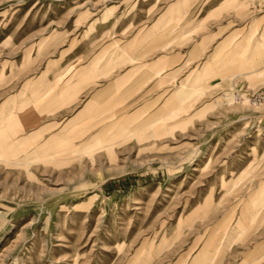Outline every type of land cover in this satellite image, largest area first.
Masks as SVG:
<instances>
[{"label": "rangeland", "instance_id": "1", "mask_svg": "<svg viewBox=\"0 0 264 264\" xmlns=\"http://www.w3.org/2000/svg\"><path fill=\"white\" fill-rule=\"evenodd\" d=\"M163 10L193 35L264 21V0H0V264H187L228 206H261L264 194L242 190L262 163L264 106L224 100L230 86L187 92L188 108L174 99L171 114L158 106L92 144L49 138L42 156L8 153V69L19 78L42 50L100 46Z\"/></svg>", "mask_w": 264, "mask_h": 264}, {"label": "crops", "instance_id": "2", "mask_svg": "<svg viewBox=\"0 0 264 264\" xmlns=\"http://www.w3.org/2000/svg\"><path fill=\"white\" fill-rule=\"evenodd\" d=\"M178 17L163 10L142 29L134 26L100 46L67 42L47 48L34 54L36 63L23 66L19 78L8 69V153L42 156L49 138L92 144L114 135L104 131L121 134L122 122L141 113L151 119L158 106L171 114L174 99L176 110L188 108L187 92L264 87V21L257 30L245 24L243 32L210 21L193 35L190 21L181 15L174 22ZM260 140L264 150V137ZM258 156L262 163L246 174L243 192L264 194V153ZM245 160L252 161L253 154L246 153ZM262 199L261 206L247 200L228 206L235 213L204 229L187 264H264Z\"/></svg>", "mask_w": 264, "mask_h": 264}, {"label": "built area", "instance_id": "3", "mask_svg": "<svg viewBox=\"0 0 264 264\" xmlns=\"http://www.w3.org/2000/svg\"><path fill=\"white\" fill-rule=\"evenodd\" d=\"M223 98L224 100L228 99L233 104L246 103L250 107L258 108L264 106V87L250 90L248 88L234 86L223 95Z\"/></svg>", "mask_w": 264, "mask_h": 264}]
</instances>
